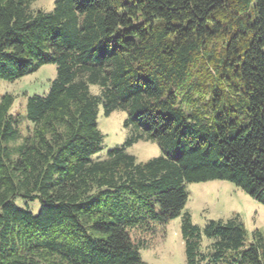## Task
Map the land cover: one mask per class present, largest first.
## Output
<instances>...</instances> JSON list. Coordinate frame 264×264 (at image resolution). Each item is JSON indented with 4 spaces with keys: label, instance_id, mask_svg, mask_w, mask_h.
<instances>
[{
    "label": "trees",
    "instance_id": "trees-1",
    "mask_svg": "<svg viewBox=\"0 0 264 264\" xmlns=\"http://www.w3.org/2000/svg\"><path fill=\"white\" fill-rule=\"evenodd\" d=\"M33 1L0 0V78L57 74L29 96L21 140L14 95L0 99V264H148L130 232L180 215L186 182L229 180L264 202V0ZM100 105L140 131L94 159ZM139 139L162 154L138 161ZM182 236L187 264H264V235L243 248L237 216L202 229L187 213Z\"/></svg>",
    "mask_w": 264,
    "mask_h": 264
},
{
    "label": "rangeland",
    "instance_id": "rangeland-1",
    "mask_svg": "<svg viewBox=\"0 0 264 264\" xmlns=\"http://www.w3.org/2000/svg\"><path fill=\"white\" fill-rule=\"evenodd\" d=\"M54 6L55 0H34L32 3V9L35 10L51 11ZM56 74V65L49 63L13 81L0 78V99L5 93L13 94L15 97L12 113L19 118L21 130L19 140L32 129L31 122L25 117V106L29 96L46 95ZM90 89L94 94L101 92V87L97 84H91ZM126 117L127 113L122 109H116L106 115L103 105L99 106L97 121L104 135V142L102 149L93 155L94 159L104 158L109 149L124 144L128 138L140 131L134 126H125ZM127 152L135 155L140 162H146L162 154L161 148L152 139L135 141L127 146ZM185 185L189 197L180 215L169 219L164 225H158L153 230L134 228L130 232L134 240L141 239L149 242L148 247L141 249L142 258L148 264H187L182 236L183 221L187 213L192 223L202 229L212 219L227 220L237 216L248 229V239L243 248H247L253 241L254 231L258 230L264 235V202L250 196L235 183L229 180L212 179L186 182ZM15 202L34 214L39 212V199L26 201L18 197ZM212 241V238L204 235L202 249L209 251Z\"/></svg>",
    "mask_w": 264,
    "mask_h": 264
}]
</instances>
